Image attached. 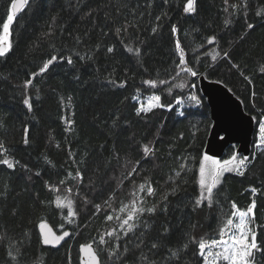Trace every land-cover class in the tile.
I'll list each match as a JSON object with an SVG mask.
<instances>
[{"label":"trees","instance_id":"16d2710c","mask_svg":"<svg viewBox=\"0 0 264 264\" xmlns=\"http://www.w3.org/2000/svg\"><path fill=\"white\" fill-rule=\"evenodd\" d=\"M10 2L14 0H0V20L10 14ZM70 2L74 4L75 0H30V7L26 6L14 16L11 26L13 50L6 60H0V72L5 75L11 73L7 82L0 77V118L6 124L4 129H0V139L10 150L5 153L8 158L19 160L20 165L26 164L31 169L27 172L19 165L15 169L0 165V190L6 187L9 193L0 209V236L4 237L0 243V264H4L9 246L23 251L20 264H80L81 243L94 241L112 228L120 231V221H108L107 215L123 219L126 213H122L120 208L133 199L137 200V207L159 204L162 196L170 191V176L185 189L181 196L186 202L198 198L200 154L205 150L213 121L198 77L181 73L176 81H171L180 61L175 48L177 36L171 33V25L175 24L180 29L178 38L185 48L189 64L209 79L228 86L242 100L245 111L255 117V130L257 122L264 116V72L260 71L264 67V19L255 15L258 8H264V0H249L247 16L234 18L228 29L223 28L226 15L223 0H200V12L195 16L183 13L186 0H169V4L163 7L168 19L160 33L156 36L143 30L139 33L141 38L148 40L150 55L144 65L148 73L136 65L135 58L126 52L119 44L120 38L114 35V27L124 21V16L116 11L117 0H87L79 11L71 9ZM233 2L238 3L239 0H229L230 4ZM90 10H95L93 16L84 18ZM160 11L154 6L153 16ZM105 13L111 17L107 21ZM150 19L145 16V29L152 27ZM246 22L253 23L255 27L246 29ZM85 31L89 33L87 37H84ZM46 32H51V35L45 36ZM105 32L107 36L103 34ZM77 35L82 37L83 44L75 43ZM211 35H217L218 46L207 44L206 38ZM241 36H244L243 40ZM98 42H102L101 52L90 68L80 70L84 79L99 77L93 81L95 87L93 83L74 82L71 78L73 70L66 62L55 64L48 73L34 81L40 89L39 100H36L35 87L27 90L34 103V111L28 112L22 103L21 90L15 86L29 78L32 71H38V67L51 55L59 58L73 55L76 51L84 54ZM112 44L117 45L116 52L107 54L105 46ZM201 44L204 46L199 47ZM230 47V61L218 58L213 62L210 55H205L213 49L222 55V50ZM232 64H238L239 69L233 68ZM113 68L115 72H112ZM109 72L114 79L128 78L125 72L128 76L135 73V79H130L126 88L109 89L100 83ZM157 73L159 79H167L172 84L195 83L194 91L201 97L202 106L186 108L185 116H180V105L176 100L183 98L188 88L173 87L169 94L167 88L170 85L150 89L140 83L142 79L156 78ZM137 88H140L142 96L160 95L161 102L171 105L172 110L156 109L147 120H140L135 116L137 102L131 99L137 94ZM61 96L65 97L63 104ZM67 96L73 97L71 104ZM125 96L129 97L126 101ZM113 113L125 121L120 127H111L109 118ZM65 115L76 122L72 132L65 130L67 126L61 119ZM25 127L29 128V146L22 143ZM150 142L155 144L157 151L145 159L142 146ZM229 155L230 149L227 148L223 159ZM45 157L52 164H48ZM137 160L140 161L137 172L128 177ZM181 165L186 167L181 170ZM36 171L41 172L39 177L34 175ZM77 171L83 176L82 182L74 179ZM176 171H181L180 178H175ZM61 180L65 184L60 185ZM146 181V189L149 185L155 189L153 196H148L146 191H138L139 184ZM46 184L58 185V194L73 199L78 215L72 224L67 220L68 212L63 211L66 208L55 205L57 193L49 191ZM68 187L73 189L72 193L65 191ZM253 187L258 189L256 193L251 192ZM215 191L218 195L214 197L211 208L204 206L194 212L189 208L183 209V214L195 225L193 235L196 239L205 242L220 239V228L227 219L233 218L232 203L244 211L255 199L257 241L264 242V156L257 150V158L244 176L226 173ZM85 197L87 204L84 203ZM141 199L144 201L142 205ZM96 205L100 206L99 210ZM13 211L16 215H12ZM176 216H181V212L178 211ZM148 218L146 212L144 219ZM46 220L59 233L66 229L73 232L72 238L59 249L42 245L39 224ZM192 251H196L195 245ZM187 259L189 264H200L201 260L195 255ZM131 261L130 256L129 264ZM257 264H261L259 257Z\"/></svg>","mask_w":264,"mask_h":264},{"label":"snow or ice","instance_id":"6c2138e0","mask_svg":"<svg viewBox=\"0 0 264 264\" xmlns=\"http://www.w3.org/2000/svg\"><path fill=\"white\" fill-rule=\"evenodd\" d=\"M87 2V0H75V3H69V7L75 11H79L82 6ZM224 7L223 12L226 14L223 20V28L228 29L230 25L233 24L234 18L239 16H247L249 11V0H239V2L229 3V0H223ZM169 4V0H117L116 11L124 16V21L119 25L114 27V35L119 37V44L123 46L127 53L131 54L135 58V63L138 67L143 69V72L148 73V68L145 67L146 58L150 55L148 51V40L146 38H141L140 32L146 31L151 36H156L160 33L163 28V23L168 19L167 11L163 10L165 5ZM30 7V0H14L10 2V14H6V19L0 20V60H6L9 54L13 50V43L11 40L12 31L11 26L13 25L14 16L22 12L25 7ZM154 6L161 9V11L153 16ZM7 11V10H6ZM93 11L90 10L85 14L84 18L92 17ZM183 13L190 16L199 15L200 12V0H186V3L182 8ZM105 20L107 21L111 17L108 13H105ZM256 17L264 19V8H258L255 12ZM145 16L151 18L149 23L152 27L145 29L143 27V21ZM131 17V19H129ZM53 20L56 18L53 17ZM93 26H95V21L93 20ZM211 27V25H209ZM246 29H253L255 25L253 23H245ZM103 32V29H101ZM180 29L177 28L175 24L171 25V33L177 36L175 41V48L179 53L180 61L176 64V74L171 77V81H176L177 77L181 73L190 75L193 78L203 75L199 69L189 64L185 52V48L182 47L181 41L178 38ZM198 31V29L196 30ZM107 36V33H103ZM51 35V32H46L45 36ZM89 33L85 31L84 37H87ZM241 40L244 36L240 37ZM75 43L77 45L83 44L84 40L81 36L77 35L74 37ZM207 44H217V35H211L206 38ZM101 43L98 42L92 45L91 48L84 54L79 51L73 53V55L57 57L56 55H51L49 59L44 61L39 67L38 71H32L29 74V78L23 80L21 84L15 87L21 90V95L23 96L22 103L27 108L28 112L34 111V103L31 96L27 95V90L30 88H36V100L40 99L39 92L40 89L36 87L34 81L38 76H43L48 73L51 68L58 63L66 62L67 65L71 66L72 80L77 84L87 85L93 83L95 80H99V77H92L89 79H84L81 75V68L87 70L91 67V63L95 61L97 55L101 52ZM201 44L199 47H203ZM117 45L112 44L111 46H105V52L107 54H113L116 52ZM231 47L228 50H222L221 52L213 49L211 52H206L205 55H210L213 62L217 61L218 58L230 61ZM75 57V58H74ZM211 67V65H210ZM233 68L239 69L238 64H232ZM264 72V67L260 69ZM115 72V68L112 69ZM112 72H109L108 76L100 81L103 87L109 89L126 88L129 84V80L135 79V73L128 76L125 72L126 79H114L112 78ZM5 75L4 72H0V77L4 81L9 80V76ZM243 75V73H241ZM248 79V77H245ZM142 85L147 86L150 89H156L162 85H170L167 88L169 94L172 93L173 87L176 89L184 88H195V83H175L172 84L167 79H159V73L156 74V78L142 79L140 81ZM95 87V83H93ZM137 94L132 96L131 99L137 102L135 107V116L140 120H147L150 113H154L156 109L167 108L169 111L172 110L171 105H165L161 102L160 95H151L146 98V100L141 99L140 88L136 89ZM67 101L69 104L72 103L73 97L67 96ZM129 97L125 96L124 100H128ZM188 99L193 102L194 106L200 107L203 101L200 96L195 93L189 95ZM65 97H60V102L63 104ZM124 101H121L123 103ZM182 103L181 99L176 100V104ZM190 107L192 105H189ZM73 116L75 113L73 112ZM180 116H185V112L181 111ZM264 115V112H262ZM64 124L67 126L66 131H74L75 120L69 119L68 116H62ZM112 128L120 127L125 121L121 120V117L117 113H113L109 118ZM6 127L5 121L0 118V129ZM210 127L216 128L217 131L214 136L215 142L209 145L200 154L199 163V187L200 192L198 198L192 202H186L181 193L185 191L183 186L174 179L172 176L169 180L172 181L170 191L166 192L159 204H152L151 206L145 208L143 206L137 207V200L133 199L130 204L124 205L120 208L122 213H126L125 217H114L113 215H107L106 219L112 221L116 219L120 221L118 232L116 228H112L110 231H106L104 234L99 235L98 239H95L91 243H85L80 245V252L84 254L83 264H129V257H132L131 264H189L188 257L195 255L199 258L200 264H257V258H260L261 264H264V242L257 241V233L251 226L252 220L254 219V209L256 208L255 199L252 200L250 206L246 211H240L237 209L235 202L232 203V208L234 211L231 213L233 218H229L224 223L223 227L219 230L220 239H212L211 242H205L203 239L197 240L193 235V230L195 225L187 219V216L183 214L184 208H189L191 211H196L198 208L207 206L211 208L214 203V197L218 195L215 191L218 189L219 185L222 183V177L225 173L235 172L240 176H244L245 172L248 170L249 166L257 158V150L261 156H264V120L257 122V129L254 130V139L252 141L253 152L251 154V159L249 155H244L237 147L236 144L232 143L233 133L229 128L220 129L217 125L212 124ZM223 131L226 135H220ZM156 139H160L157 133ZM22 143L25 146L31 144L29 138V128H24V135ZM227 146L230 149V155L227 159H218L215 155L210 154L212 148L215 147L219 150ZM57 148L60 147L59 144L56 145ZM103 147V146H101ZM9 149L6 148L5 143L0 139V165H6L8 169H15L19 165L22 169L27 172H31L26 164L20 165L19 160H14L8 158L5 153H9ZM157 148L154 143L144 144L142 146L143 158L154 155ZM71 155V153H70ZM170 155V153H169ZM75 160V156L72 157ZM118 158V157H116ZM47 160V157H45ZM48 164H52L51 160H47ZM140 161L137 160L135 165L132 167L131 171L128 172V177H131L137 172V167ZM186 165H181V170H183ZM35 176L39 177L41 175L40 171L34 173ZM181 177V171L175 172V178ZM74 179L83 181L82 174L77 171ZM146 183L139 184L138 191L143 193L147 192L148 196H153L155 194V189L150 185L146 189ZM186 184L187 181L185 180ZM60 185L65 184L64 180L59 182ZM49 191L57 193L55 195V205L57 208H67L68 209V222L72 224L74 222L73 217H76L78 213L74 209V201L70 196L60 194V187L58 185L46 184L45 185ZM67 193H72L73 189L68 187L65 189ZM257 188L253 187L251 189L252 193H256ZM8 190L5 187L0 190V209L4 205V201L8 197ZM79 193H77L78 195ZM135 196V192L133 193ZM171 198H176L175 200ZM140 204L142 205L144 201L141 199ZM84 203L87 204L88 200L85 197ZM108 203V201H106ZM97 210L100 206L96 205ZM180 211L181 216H176V213ZM149 214L148 219H144L145 213ZM12 215H16L13 211ZM163 217V219H160ZM234 218H237V222L234 223ZM175 219V223L173 220ZM187 221V222H186ZM40 230L42 234V243L44 245H52L53 247L59 245L66 237L71 235L70 232L64 231L61 235H55L52 229L47 225V223L41 222ZM27 236V233L24 234ZM106 237L108 239H106ZM226 237V238H225ZM4 237L0 236V243H2ZM123 241V243H121ZM18 243H23V241H18ZM95 245V247H94ZM196 246V251H192V246ZM23 251L20 248L13 250L11 246L6 249V258L4 264H20V259L23 256Z\"/></svg>","mask_w":264,"mask_h":264},{"label":"water","instance_id":"95a60500","mask_svg":"<svg viewBox=\"0 0 264 264\" xmlns=\"http://www.w3.org/2000/svg\"><path fill=\"white\" fill-rule=\"evenodd\" d=\"M199 81L201 91L207 98V102L210 107L213 124L217 125L220 129L229 128L232 131L234 137L232 143L238 146L242 154L250 156L253 151L252 141L254 139V130L256 128L255 117L245 111L242 100L237 97L235 93L231 91V89L224 83L217 80H211L206 75L199 76ZM216 131V128L211 127L206 147L212 145L215 142L214 136ZM220 135H226V133L221 131ZM227 148L228 147L225 146L223 150H219L213 147L210 154L215 155L217 158H221L224 156ZM43 222L47 223V225L52 229V232L57 236L63 234L64 231L71 233V235L66 237L65 240L59 245L53 247L52 245H44L42 243L44 247L59 249L72 238L73 232L71 229H66L59 233L52 223L47 220ZM39 232L42 241L40 227ZM91 242L93 241L83 242L80 245ZM80 245V264H83L84 254L80 252Z\"/></svg>","mask_w":264,"mask_h":264},{"label":"rangeland","instance_id":"374dc122","mask_svg":"<svg viewBox=\"0 0 264 264\" xmlns=\"http://www.w3.org/2000/svg\"><path fill=\"white\" fill-rule=\"evenodd\" d=\"M192 93H195V91H194V88H188V90H187V92H186V94L184 95V97L183 98H180L181 100H182V103L181 104H179L180 105V112L181 111H184V109H186V108H189L190 106L189 105H192L191 107H196V106H194V104H193V102H191L189 99H188V97H189V95L190 94H192ZM155 95H157V94H155ZM141 96V99H144V100H146V98L147 97H149V96H142V95H140ZM151 96V95H150ZM261 120H264V116L261 118ZM223 159V158H222ZM221 159V160H222ZM226 174V173H225ZM224 174V175H225ZM63 211L65 212V211H67L68 212V209L66 208V209H63ZM240 211H243V210H240ZM244 211H246V210H244ZM254 211V219L252 220V224H251V226L254 228V230L256 231V229H255V209L253 210ZM75 219V217H73V220ZM68 220V219H67ZM235 222H237V218H234V223ZM226 238V237H225ZM207 242H211V240L210 241H207Z\"/></svg>","mask_w":264,"mask_h":264},{"label":"bare ground","instance_id":"6f19581e","mask_svg":"<svg viewBox=\"0 0 264 264\" xmlns=\"http://www.w3.org/2000/svg\"><path fill=\"white\" fill-rule=\"evenodd\" d=\"M198 79H199V76H198ZM199 87H200V81H199ZM201 89V88H200ZM256 122V121H255ZM210 131H211V129H210ZM210 134V133H209ZM209 137V136H208ZM208 140V139H207ZM238 147V146H237ZM205 148H206V146H205ZM226 153V152H225ZM224 156H225V154H224ZM223 156V157H224ZM223 157H221V158H218V159H222ZM42 242V241H41Z\"/></svg>","mask_w":264,"mask_h":264}]
</instances>
